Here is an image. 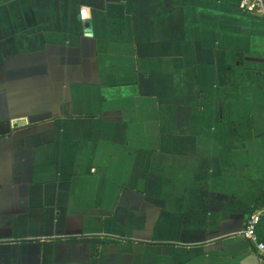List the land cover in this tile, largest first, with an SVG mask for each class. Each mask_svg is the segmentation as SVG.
<instances>
[{
    "label": "crops",
    "instance_id": "1",
    "mask_svg": "<svg viewBox=\"0 0 264 264\" xmlns=\"http://www.w3.org/2000/svg\"><path fill=\"white\" fill-rule=\"evenodd\" d=\"M241 4L0 0V264H264L241 236L264 22Z\"/></svg>",
    "mask_w": 264,
    "mask_h": 264
},
{
    "label": "built area",
    "instance_id": "2",
    "mask_svg": "<svg viewBox=\"0 0 264 264\" xmlns=\"http://www.w3.org/2000/svg\"><path fill=\"white\" fill-rule=\"evenodd\" d=\"M243 9L257 13L264 22V2L263 0H242ZM80 18L84 19L85 10H80ZM264 215V204L258 208H254L248 215L241 236L247 241L254 253L264 259V242L260 241L256 234V227L261 216Z\"/></svg>",
    "mask_w": 264,
    "mask_h": 264
},
{
    "label": "trees",
    "instance_id": "3",
    "mask_svg": "<svg viewBox=\"0 0 264 264\" xmlns=\"http://www.w3.org/2000/svg\"><path fill=\"white\" fill-rule=\"evenodd\" d=\"M263 204H264V203H263ZM261 218H262V217H261ZM261 218H260V221H261ZM260 221H259V222H260ZM259 240H260V239H259ZM260 241H262V240H260ZM262 242H263V241H262Z\"/></svg>",
    "mask_w": 264,
    "mask_h": 264
}]
</instances>
